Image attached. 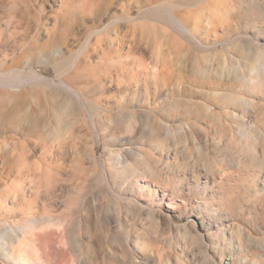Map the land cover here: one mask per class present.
Returning <instances> with one entry per match:
<instances>
[{
	"label": "rangeland",
	"instance_id": "1",
	"mask_svg": "<svg viewBox=\"0 0 264 264\" xmlns=\"http://www.w3.org/2000/svg\"><path fill=\"white\" fill-rule=\"evenodd\" d=\"M263 66L264 0H0V264H264Z\"/></svg>",
	"mask_w": 264,
	"mask_h": 264
},
{
	"label": "bare ground",
	"instance_id": "2",
	"mask_svg": "<svg viewBox=\"0 0 264 264\" xmlns=\"http://www.w3.org/2000/svg\"><path fill=\"white\" fill-rule=\"evenodd\" d=\"M184 29H188V28H186V27H184ZM189 30V29H188ZM190 32V31H189ZM134 61V60H133ZM130 63L131 62H129V64L128 65H130ZM261 64V63H260ZM262 65V64H261ZM131 66V68L133 67V66H135L134 64H133V66H132V64L130 65ZM130 66H129V68H130ZM133 69V68H132ZM131 69V70H132ZM263 69H264V66H263ZM134 70V69H133ZM236 99H239V100H243V96H241V97H236ZM24 227H26L27 228V230H28V227L27 226H24ZM23 231H21L20 233H17V235H13L12 236V244H19V245H23V244H25V237H23L22 238V236L24 235V233H26L27 232V230H26V232H25V230L24 229H22ZM26 248H27V251L29 252V253H31V254H34L36 251H39V248L37 247V244H36V242H35V239L33 238V236L31 235V236H29V237H26ZM16 258L19 260V261H22L23 260V258L21 257V256H16ZM39 261H41V262H35L34 264H50V263H46L45 261H43V259H39ZM249 261V262H248ZM18 262V261H17ZM19 263V262H18ZM242 264H260L259 263V261H257V260H248V258H243L242 259V262H241ZM51 264H53V263H51Z\"/></svg>",
	"mask_w": 264,
	"mask_h": 264
}]
</instances>
